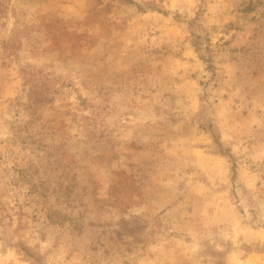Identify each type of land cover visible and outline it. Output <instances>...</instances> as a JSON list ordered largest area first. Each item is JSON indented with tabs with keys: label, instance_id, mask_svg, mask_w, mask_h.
I'll return each instance as SVG.
<instances>
[{
	"label": "rangeland",
	"instance_id": "rangeland-1",
	"mask_svg": "<svg viewBox=\"0 0 264 264\" xmlns=\"http://www.w3.org/2000/svg\"><path fill=\"white\" fill-rule=\"evenodd\" d=\"M0 264H264V0H0Z\"/></svg>",
	"mask_w": 264,
	"mask_h": 264
}]
</instances>
